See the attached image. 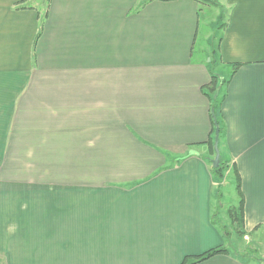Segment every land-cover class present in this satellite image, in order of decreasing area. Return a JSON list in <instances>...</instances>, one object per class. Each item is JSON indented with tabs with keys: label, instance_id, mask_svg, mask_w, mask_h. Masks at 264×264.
Listing matches in <instances>:
<instances>
[{
	"label": "crops",
	"instance_id": "obj_1",
	"mask_svg": "<svg viewBox=\"0 0 264 264\" xmlns=\"http://www.w3.org/2000/svg\"><path fill=\"white\" fill-rule=\"evenodd\" d=\"M220 2V38L200 47L197 0H0V264H181L224 246L213 64L225 178L245 236L264 229V0Z\"/></svg>",
	"mask_w": 264,
	"mask_h": 264
},
{
	"label": "rangeland",
	"instance_id": "obj_2",
	"mask_svg": "<svg viewBox=\"0 0 264 264\" xmlns=\"http://www.w3.org/2000/svg\"><path fill=\"white\" fill-rule=\"evenodd\" d=\"M218 2L211 4L200 3V34L197 46L203 47L207 45L201 40V37L209 38L210 46H213L220 38V33L223 29L225 22V8ZM43 2L41 8H43ZM198 55V54H197ZM198 58L201 57L198 55ZM212 72L218 77L219 81L227 78L226 71L219 68V65L213 64ZM228 177V176H227ZM220 194V197H219ZM215 204L213 207L214 222L221 232L229 233L227 238L224 239V247L231 253L234 249L244 252L243 257L249 260L264 258V229L255 231V233L245 236L241 233V225L238 221V214L233 212L234 208L237 210V194L234 191L233 181L225 178L222 182L220 191L215 194ZM222 233V235H223ZM262 233V234H261Z\"/></svg>",
	"mask_w": 264,
	"mask_h": 264
},
{
	"label": "trees",
	"instance_id": "obj_3",
	"mask_svg": "<svg viewBox=\"0 0 264 264\" xmlns=\"http://www.w3.org/2000/svg\"><path fill=\"white\" fill-rule=\"evenodd\" d=\"M197 1L199 3H202V4H211L213 2L214 3L218 2L219 0H197ZM235 68H236V65L234 66V69ZM228 82H229L228 79H223V80L219 81L218 77L213 72L210 71V81H209L208 85L206 87H204V90H203L204 95L210 104V119H211L212 128H211V132H210V137L208 139V144L210 147V152H211L212 157H214V151H213V141H214L213 118H215L217 126L219 128V142H220L221 136H222L223 131H224V124H223V118H222V114L220 111V107H221L222 101L225 97V88H226V85L228 84ZM218 148L220 151V143H218ZM209 162L211 163V161H209ZM229 166H230L229 160H227L226 157H224L220 151L219 166L217 168H213L212 164H211V173H212L214 179L216 180V183L219 186L224 181L225 175L229 169ZM232 174L234 176V182L236 185V192H237L239 190V177H238V173L233 168H232ZM218 191H219V189H218ZM237 206H238L237 210H235L236 208H234L233 212H235L234 215L236 213L238 214V216H239L238 221L241 225V233L244 234L242 231V222H243V199H242V196L240 197L239 203ZM228 235H229V233L226 231L225 233H223V238L224 239L227 238ZM233 252L234 253H231L224 246H220V247H217L215 249H211L205 253H202L201 255L196 256V257H186L181 264H197V263L206 261L207 259H209L215 255H218V254H233L234 256H236L240 259H246L243 257H248V256H245L244 252H240V251H237L235 249ZM246 260H249V259H246ZM255 260H257V261L261 260L264 262V258H259V259H255Z\"/></svg>",
	"mask_w": 264,
	"mask_h": 264
},
{
	"label": "water",
	"instance_id": "obj_4",
	"mask_svg": "<svg viewBox=\"0 0 264 264\" xmlns=\"http://www.w3.org/2000/svg\"><path fill=\"white\" fill-rule=\"evenodd\" d=\"M213 124H214V141H213L214 157L211 160V164H212L213 168H217L219 166L220 151H219V148H218L219 128L217 126L215 118H213Z\"/></svg>",
	"mask_w": 264,
	"mask_h": 264
}]
</instances>
